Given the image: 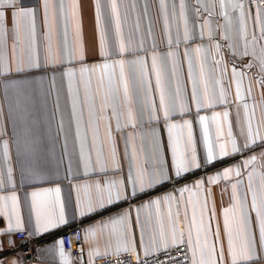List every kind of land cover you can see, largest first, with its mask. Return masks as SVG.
Listing matches in <instances>:
<instances>
[{
	"label": "crops",
	"instance_id": "crops-1",
	"mask_svg": "<svg viewBox=\"0 0 264 264\" xmlns=\"http://www.w3.org/2000/svg\"><path fill=\"white\" fill-rule=\"evenodd\" d=\"M62 2L63 7L61 0H49L46 17L44 0H22L23 6L33 9L34 15L31 21L21 22L19 34L12 9L0 8L7 21L0 30V65L5 70L0 75V197L15 195L22 229L18 231L28 232L26 238L17 237L15 230L0 235V261L3 264H81L64 247L61 256L58 246L61 231L79 223L84 234L86 264L119 253L147 255L165 249L160 243L161 228L168 237L166 248L172 247L173 226L177 239L182 238L184 242L191 230L193 247H196L198 230L201 244L206 230V264H209V250L213 248L214 264H231L225 209L235 205V212L229 211L227 220L232 229L233 246L238 249L241 240L236 235V226L241 220L242 201L256 248L254 261L249 264H264V247L258 244V217L252 208L254 193L258 204L264 199V83L259 82L264 70L252 55H240L245 46L257 56L264 47L260 25L254 21L255 0H243L247 43L240 33L239 10L230 4L221 8L220 0H164L163 9L161 0H116L119 36L112 0H99V14L97 0ZM260 13L264 17V7ZM185 21L191 34L187 41L184 40ZM102 36L106 53L116 51L121 37L128 52L123 57L102 56ZM49 46L54 63L48 55ZM65 47H70L74 55L64 56L61 62ZM197 48L201 51L197 52ZM29 55L35 58L38 67L28 66ZM153 55L160 58L159 87L151 67ZM118 59L126 61L124 71L130 105L125 104L123 87L118 81L115 89L110 88L111 68L104 71L101 80L99 66ZM138 59L143 61V66L134 63ZM249 64L253 66L247 67ZM18 67L24 71L18 72ZM94 67L96 71L81 72L82 68ZM69 71L75 74L71 78L65 75ZM118 73L116 68L117 77ZM205 81L214 103L211 107L207 104L198 107L192 99L193 89L202 97ZM237 82L241 87L240 99ZM160 88L166 99L174 97L179 88L184 104L181 108L178 102L177 112L168 123L191 122L200 166L189 165L190 170L180 176L175 173L172 142L179 138V147L184 150L187 128L174 129L170 139L162 112L156 113L159 119L149 118L150 110L159 109ZM222 92L223 102H220ZM129 107L135 127L128 121ZM225 112L228 113L226 121ZM216 114H220L219 121L212 119ZM199 116L208 117L209 141L218 157L211 163L207 162V144ZM249 118L257 135L255 143L245 148ZM217 123L222 126L219 138ZM233 140L240 149L237 152L232 150ZM219 144H224L230 154L220 156ZM250 157L256 160L246 164ZM159 168L168 179L157 178L149 187L147 176ZM227 169L232 172L224 178ZM141 170L146 174L144 190L139 185L133 190L130 177ZM113 181L122 183V197L108 204V186ZM198 182H203L201 187H197ZM97 184L105 197L103 208H99ZM56 188L60 189L58 203ZM185 188L189 191L182 192ZM33 193L44 194L40 199L56 215L62 206L66 223L48 230L38 229ZM89 200L97 210L87 211ZM154 201H160L159 206ZM7 204L6 212L0 210V230L7 229L9 223L16 228L12 201L8 200ZM82 208L84 215H81ZM125 213L127 250L120 243L125 235L123 227L111 223ZM102 224L109 225L104 232L98 230ZM90 229L97 231L92 234ZM28 243H31V257L22 252ZM191 256L193 260L192 251ZM195 259L199 264L198 248Z\"/></svg>",
	"mask_w": 264,
	"mask_h": 264
},
{
	"label": "snow or ice",
	"instance_id": "snow-or-ice-1",
	"mask_svg": "<svg viewBox=\"0 0 264 264\" xmlns=\"http://www.w3.org/2000/svg\"><path fill=\"white\" fill-rule=\"evenodd\" d=\"M255 3L257 4V13H256V16L254 18V21L256 24L260 25V35H261V38H264V17H262L261 13H260V8L264 7V0H255ZM220 4H221V8H225V7L229 6V4H230V6L233 9L239 10L238 19H239V24H240V33H241V37L247 43V28H246L247 13L245 11V6L243 4V0H220ZM111 6H112L114 16H117V35L119 36L120 31H119V23H118V14L116 12V7H117L116 6V0H112ZM43 7L45 9V14L47 17L49 0H44ZM61 7H63L62 0H61ZM96 7H97V13L99 14V7H100L99 6V0H97ZM164 7H165L164 0H161V8L163 9ZM180 7H181V10H183V8H184L183 3H181ZM0 8L12 9V17H13V22L15 24V30H16L17 34H19V32L21 30V22L31 21V19L34 15L32 8L23 6L22 0H0ZM6 22L7 21H6L5 12L0 11V30H3ZM189 39H191V34H190L188 27H187V21H185L184 40L187 41ZM255 39H256V37L254 34L253 35V41H255ZM103 45H104V39L102 36L101 37V55L102 56L117 55V56L123 57L128 52V48H127L122 37L119 39L118 47H117L116 51H114L113 53H106L104 51ZM217 47H219V46H217ZM196 51L200 52L201 49L197 48ZM185 54L187 55V53H185ZM48 55L52 58L53 63H54L55 57L51 51V46H49ZM73 55H74L73 50L70 47H65V49L63 50V52L61 54V62H63L64 56L71 57ZM169 55H171V53H169ZM240 55L241 56L252 55L254 59L259 60L261 69L264 70V47H262L260 49L259 56H257L254 51L250 53L247 50L246 46H245L244 50L240 53ZM159 59L160 58L157 55H153L151 58V60H152L151 67L156 73V81H157L158 87L160 86ZM125 63H126V61L124 59H118L111 64L106 62L103 65L99 66V70L101 71V80L103 81L104 71L107 69H110V68L112 69V74H111V77L109 80L110 88L115 89L117 87V81H118V84L123 87L125 104L130 105L131 100L129 99V95H128V81H127V78L125 76V71H124ZM134 63H138L141 66H143V61L140 59H138ZM28 66L29 67H38L39 66V64L36 62L35 58L32 55H29ZM252 66H253L252 64L247 65V67H249V68H251ZM116 68L119 69L118 77L116 74ZM96 70L97 69L95 67L90 68V69L89 68H82L81 72L82 73L93 72ZM17 71L18 72L24 71V69L18 67ZM201 71H202V76H203V67H202ZM4 74H5L4 67L2 65H0V75H4ZM233 74H234V76L237 74L235 68H233ZM65 75H67L69 78H71L75 74L73 72L69 71V72L65 73ZM259 82L264 83V77L259 78ZM237 98L238 99L241 98V87H240L239 82H237ZM192 99H193V101H195L197 103L198 107H203V106H205V104H207L210 107L213 105L214 101L211 97H209L208 92H207L206 81H205V90H204L203 96L198 97L196 89L194 87ZM178 102H179L180 107L183 108L184 104H183L182 97L180 95V89L179 88H177L175 96L170 98V99H166L165 92H164L163 88H160L159 109L150 110L149 118L150 119H159V116L156 113L162 112L163 117L165 119V122L168 125V131L170 134V139H172L171 134H172L174 129L187 128V138L185 140L184 150H181L179 147V144H180L179 138L174 139L172 142V151H173V157H174L175 173L177 176H180L184 172H187L190 170L189 165H191L193 167H199L200 165L197 163V160H196L195 145H194V141L192 138L191 122L190 121H184L183 124H180V125H177L176 123H168V121H169L170 117L173 115V113L177 112ZM220 102H223V92L221 93ZM244 108L247 111V105L246 104L244 105ZM73 114H75V101L73 103ZM114 114H116L115 111H114ZM179 114L183 115L182 112H180ZM127 116H128L129 124H131L133 127H135L134 117H133V113H132L130 107L128 108ZM219 117H220V114H216L212 119L219 121ZM223 117H224V120L226 121L227 117H228V113L227 112L223 113ZM199 121L203 125V137H204V140L207 144V162L211 163L213 160L217 159L218 157H217V154L213 150L212 143L209 141V128H208V124H207L208 117L199 116ZM216 131H217V136L219 138V136L222 135V126L219 123H217ZM256 135L257 134L253 133V131H252L251 119L249 118L248 131H247V134L245 136V143L243 146L245 148H247L251 144L255 143ZM218 147H219V155L220 156H226V155L230 154L229 152L226 151L224 144H219ZM4 148L6 151V149H7L6 144L4 145ZM189 149H190V158H189ZM232 150H233V152H237L240 150L239 148H237L234 140L232 141ZM255 160H256V157H250V160L246 161L245 163L247 164L249 162H254ZM231 172H232V169L225 170L223 173L224 178H228L229 175L231 174ZM236 174L237 175L240 174L239 170H236ZM157 178H159L161 180L168 179L167 175L164 173L162 168H159L157 171H154L149 176H147L148 186L151 187L152 184L157 180ZM130 179L132 182L133 190L136 189L137 185H139L141 191L144 190V184L146 182V174L143 170H141L139 173H137V175L130 177ZM7 180L9 183L12 180L11 169L8 170ZM210 182H212V181H210ZM202 183L203 182H198L197 187H201ZM95 187H96V190L98 193L99 208H103V207H105V204H104L105 197L103 194V190L101 189L99 184H97ZM235 188H236V186L233 185V190H234L233 199L234 200L238 199V197L236 196ZM249 190H251V185H250ZM49 191H51V190H49ZM54 191H55L56 200L58 203L59 202L60 189L56 188ZM181 191L182 192L183 191H189V189L185 188V189H182ZM32 195H33V207L36 211L38 229H40L42 231L48 230V229H52V228L62 226L66 223L62 206H61L59 214L56 215L54 212L51 211L50 206L40 199L41 196L44 194L33 193ZM209 195H210V192H209ZM113 197H115V199ZM121 197H122V183L118 185L117 182H115V181L111 182L108 186V195H107L108 204H112V203L118 201L119 199H121ZM16 199L17 198L15 197V195H12L10 197H0V210H2L3 212H6L7 207H8L7 202H8V200H11L12 201V210L16 214V220H17L15 229H13V227L11 226V223H9V226L7 229L0 230V235H4L6 232H12L14 230L15 231L22 230L21 226H20L19 213H18V210L16 207ZM169 199H171V198H169ZM245 199H246V197H245ZM152 203L159 206L160 201H154ZM205 205H206V202H205ZM252 208L255 209L256 215L258 217V223H259L258 244L260 246L264 247V199H262L261 202L258 204L257 197H256L255 193L253 194ZM94 210H97V209L93 208L92 202H91V200H89V202L87 204V211L92 212ZM229 211L235 212V205H233V207L231 209H225V229H226L227 236H228V244H229V251H230V256H231V264H249V262L254 261V257L256 255V248L253 245V242L251 239V234L249 231V221L247 219V215L245 213H243V202L241 201V213H242L241 220L236 226V235L241 240L240 247L238 249H236L233 246L232 229L228 225L227 214ZM84 214L85 213H84V210L82 208L81 215H84ZM202 214H203V212H202ZM126 220H127V213L122 214L117 219H114L111 221V223L113 225L119 224L124 229L125 235H124L123 239H120V243H122L124 245L125 250H127V244H128V241L126 238V232H127ZM193 222H195V206H194ZM108 226H109L108 224H102L98 230L100 232H104L108 228ZM89 231L92 234H95L97 229H90ZM182 235L183 234L181 233V237H182ZM217 236H218V233H217ZM183 242L184 241L182 238L179 240L177 239L176 228H175V226H173V228H172V244L176 245L177 243H183ZM9 243H11V242H9ZM160 243L164 248H166L168 246V237H167V234L165 233V231L163 230V228H161V232H160ZM187 244L189 246V250L193 252L192 264H197V261L195 259L197 248L200 250L199 264H206V261L204 259V250L207 248V231L205 230L204 243L201 244L200 236H199V230H198L196 247H193L192 246V238H191V230H190L189 231V237L187 240ZM58 246L60 248L61 256H63L64 252H63V241L62 240L58 241ZM213 251H214V248L209 250V264H214V262L211 261V255H212ZM0 264H3V261H0Z\"/></svg>",
	"mask_w": 264,
	"mask_h": 264
},
{
	"label": "built area",
	"instance_id": "built-area-1",
	"mask_svg": "<svg viewBox=\"0 0 264 264\" xmlns=\"http://www.w3.org/2000/svg\"><path fill=\"white\" fill-rule=\"evenodd\" d=\"M16 236L26 238L27 231H18ZM63 247L81 264L87 263L84 234L79 223L65 227L61 231ZM22 252L31 257V243L25 245ZM138 258V259H137ZM191 251L187 242L179 243L147 255H136L132 252L119 253L96 259L92 264H192Z\"/></svg>",
	"mask_w": 264,
	"mask_h": 264
}]
</instances>
